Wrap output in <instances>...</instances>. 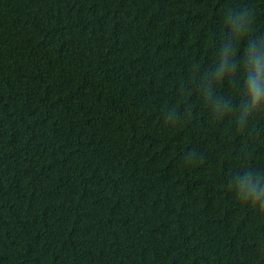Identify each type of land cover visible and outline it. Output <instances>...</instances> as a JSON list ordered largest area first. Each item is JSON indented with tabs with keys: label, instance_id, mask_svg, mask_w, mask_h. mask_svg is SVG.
Wrapping results in <instances>:
<instances>
[{
	"label": "trees",
	"instance_id": "1",
	"mask_svg": "<svg viewBox=\"0 0 264 264\" xmlns=\"http://www.w3.org/2000/svg\"><path fill=\"white\" fill-rule=\"evenodd\" d=\"M0 264H264V0H0Z\"/></svg>",
	"mask_w": 264,
	"mask_h": 264
}]
</instances>
